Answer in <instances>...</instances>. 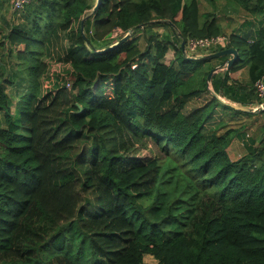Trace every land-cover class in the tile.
<instances>
[{"label": "trees", "instance_id": "1", "mask_svg": "<svg viewBox=\"0 0 264 264\" xmlns=\"http://www.w3.org/2000/svg\"><path fill=\"white\" fill-rule=\"evenodd\" d=\"M98 1L34 0L17 22L2 17L0 59L12 57L19 67L8 82L14 87L20 76L27 85L15 111L0 85L6 122L0 125V264H49L35 255L46 247L62 252L61 227L74 225L98 264H144L145 254L159 264H264V140L246 156L230 157L239 130L207 126L215 106L252 113L215 98L211 70L203 72L213 58L189 59L181 46L191 37L221 34L218 14L201 13L200 0H100L94 10ZM236 1L264 19V0ZM83 15L85 35L79 32V45L64 59L68 76L61 72L65 80L56 85L53 77L46 88L49 34ZM154 27H171L174 40L150 33ZM117 30L132 36L98 51L115 43ZM138 33L147 35L144 49ZM228 47L239 49L240 58L215 73L211 86L226 100L251 106L260 99L255 85L250 89L230 73L248 67L253 82L264 75V22L255 39L232 34ZM169 48L179 63L163 60ZM204 94L207 102L186 111ZM143 139L163 157L127 155ZM165 170L183 174L194 201L203 203L202 214L196 216L198 206L190 212L192 227L169 228L184 199L165 201ZM34 217L60 232L45 241L31 227ZM27 231L40 239L25 243Z\"/></svg>", "mask_w": 264, "mask_h": 264}, {"label": "rangeland", "instance_id": "2", "mask_svg": "<svg viewBox=\"0 0 264 264\" xmlns=\"http://www.w3.org/2000/svg\"><path fill=\"white\" fill-rule=\"evenodd\" d=\"M226 0H217L218 5V16L219 18L222 16L223 20L225 19L224 24L228 28L229 25L233 23L235 25L234 21H240L242 18H239L236 12L233 11L232 8L229 7H223ZM236 2V1H235ZM238 3V2H236ZM9 3L6 4V6L2 7V13L4 14L6 20L10 23L17 22L19 20V17L21 16L19 13H12L9 12ZM212 6L206 1L201 0V10H211ZM90 13V11H87ZM2 13L0 16V25L5 26V23L2 21ZM244 13V12H242ZM86 18L85 15L81 17L78 21H75L74 24L66 29L63 30L59 28L57 25L49 34L47 41L45 43L44 51L45 53L50 57V71L47 75V77H43L44 86L47 88V85H51V79L54 77L55 81L58 80L57 83L60 85L62 83V78L64 77L61 72L65 74V76H68V67L65 63L64 59L70 51L77 45H79V32H81L80 24L83 18ZM181 14L180 12L177 14V18L180 21ZM84 18V19H85ZM86 20V19H85ZM179 30V29H177ZM131 31V30H129ZM159 32L161 36V40H167L172 39L174 40V32L171 27H154L150 29V33H156ZM180 31V30H179ZM128 32V31H127ZM126 32V33H127ZM85 33V30H84ZM149 33V32H148ZM125 36V33H123L121 30H117L113 33L112 38L115 40V42H118L121 38ZM146 38L147 35L145 33H138V41L140 44V47L144 49L146 47ZM182 42V41H181ZM155 50V49H154ZM153 50V51H154ZM205 52L197 53V55H204ZM205 54H209L208 52ZM245 51L244 48H242V58L244 57ZM185 55L193 57L196 54H191L186 48H185ZM165 62H173V63H179V59L175 55L174 48H169L163 58ZM11 61V62H10ZM12 57H6L5 60L0 59V85L5 87V90L10 94L11 96V104L13 105V111L17 108V104L19 101V94L18 92L21 90L22 87L26 86L27 83L21 81L20 76L16 79V86H11L10 82H8V79L11 78V72L13 73L14 70L19 69L18 66H14V62ZM205 70H203L204 72ZM202 71H200V76L203 74ZM55 88V85H53V89ZM208 97V98H207ZM210 96L203 95L200 99H195L197 102H194L195 100L191 101L187 110L193 106L201 105L202 103L207 102ZM202 99V100H201ZM225 99V98H224ZM226 100V99H225ZM218 107L222 108L221 105ZM217 108V114H215V117H212L208 123L207 126H220V120H222V109ZM260 113V112H259ZM0 125H6L4 116H0ZM134 145L127 151V155L129 156H135L139 158H147L158 156L163 157V153H161L156 145L153 144L150 139H143L141 141H133ZM166 174L163 179V190L166 192L165 201L173 202L176 199L183 198L184 202L181 204L180 208L176 210V213L178 215V219L171 223L169 228L171 230H174L177 226H180L181 228H189L193 226V222L196 219L197 215H200L203 213V203L201 200L194 201L192 197V190L188 188V183L186 178L181 179L183 174H180V172L175 171L174 173H169V170H165ZM180 183H177V181H180ZM167 182V183H164ZM204 200V198H203ZM194 206H198L199 209L196 212V216L190 217V212L192 209H194ZM32 229L36 230L40 235H44L45 241L50 240L56 233L60 232L59 228H54L51 225H49L44 220L34 217L30 220ZM64 231V235L66 238L65 242V249L62 252L56 251L54 248L46 247L44 251H40L35 256H41L44 260H48L49 264H98L100 261L96 259L92 253L90 252V244L87 241L83 239L82 234L78 231L77 227L73 226H63L61 227ZM39 236H35L32 234L31 231H27L23 237L25 243H31V241L28 240V238L32 239H40ZM1 263V261H0ZM144 264H159L158 260L155 259L150 254L144 255Z\"/></svg>", "mask_w": 264, "mask_h": 264}, {"label": "crops", "instance_id": "3", "mask_svg": "<svg viewBox=\"0 0 264 264\" xmlns=\"http://www.w3.org/2000/svg\"><path fill=\"white\" fill-rule=\"evenodd\" d=\"M206 1L210 4L209 0H206ZM235 1L236 0H226L223 7L232 8L233 11L237 13L239 18H242V20L234 21L235 25H233L232 23L227 28L223 22L225 21V19L223 20L221 16L219 18L220 20L219 24L222 28V32L219 35H225L226 37L229 38L230 35L234 34V35H240L243 37H248L249 39H255L257 37V31L263 25V22H264L263 17L253 16V15L246 13L243 10L242 5L240 3H236L237 1L236 2ZM214 3L215 5L210 4L212 6V9L206 10V11H215L218 14L217 0H214ZM8 9H9L10 14H12L13 12H11L10 7H8ZM200 9H201V0H200ZM206 11L201 10V13H204ZM1 13H2V8H0V16H1ZM2 17H5L3 13H2ZM226 46L227 44L223 46L222 48L225 49ZM219 49L220 48L210 51V52L208 51V53L209 54L213 53ZM194 56L197 57L198 55L196 54ZM200 56L201 55H199L198 57ZM231 57H232L231 55H223L220 57L213 58L211 61H209V64H206L205 66H203V70H206V69L212 70L213 68L219 65H225L226 61L230 59ZM224 70L225 68L216 70L214 74L224 71ZM230 75L233 78L239 80L240 83L249 84L250 89L252 88V85H255L256 83V81L253 82L252 79L250 78L248 67H245L244 69H240L237 71H232ZM261 78H264V75ZM194 102H197V100H195ZM261 104L264 105V98L262 99L253 98L250 105L258 106ZM219 105L220 104H218L217 107ZM220 109H222V114H223L222 120H220L221 125L223 124L221 126L222 131L226 130L227 128H234L236 130H239V134L234 138V140L232 141V143L230 144L228 148V153L232 159L236 160L242 156H246L253 149L258 148L261 145L260 143L262 142V140H264V110L260 113H255V114L254 113L252 114L244 113L243 114V113H238L232 110L225 109L223 107ZM216 110L217 108H215V111ZM215 114H217V111ZM215 114L213 115L214 117L216 116Z\"/></svg>", "mask_w": 264, "mask_h": 264}, {"label": "water", "instance_id": "4", "mask_svg": "<svg viewBox=\"0 0 264 264\" xmlns=\"http://www.w3.org/2000/svg\"><path fill=\"white\" fill-rule=\"evenodd\" d=\"M100 3V0L98 1L97 5L95 6L94 10L98 7ZM84 22H85V19H83L81 21V24H80V29H81V34L82 35H85L84 33ZM145 24H140L138 25L137 27H144ZM132 36V31H128L127 33H125V36L123 38H121L118 42H115L111 45H109L108 47H105L104 49H101V50H98L100 52H103V51H107V50H110V49H113L115 48L116 46H118L119 44L123 43L124 41L130 39ZM181 46H182V51H183V54L185 55V48H186V41H182L181 43ZM240 53L241 51L239 49H236L234 47H228V48H225V49H222V50H219V51H216V52H213V53H210V54H207L205 56H202V57H190V56H187V58L189 59H198V58H203V59H212V58H216V57H220V56H223V55H231L232 57L230 59H228L225 63V65H219L215 68H213L209 74H208V83H209V90L210 92L212 93V95L217 98L221 103H223L224 105H228L236 110H239V111H243V112H248V113H259V112H262L264 110V105H258V106H244V105H239V104H235L233 102H230L228 100H225L223 97H221L220 95H218L212 88L211 86V80H212V77H213V74L216 70H220V69H227L229 67H231L237 60H239L240 58ZM79 107H80V110L82 109V106L78 103Z\"/></svg>", "mask_w": 264, "mask_h": 264}, {"label": "built area", "instance_id": "5", "mask_svg": "<svg viewBox=\"0 0 264 264\" xmlns=\"http://www.w3.org/2000/svg\"><path fill=\"white\" fill-rule=\"evenodd\" d=\"M33 1L34 0H0V8L6 6V4L9 3L11 12L19 13ZM228 40L229 38L225 35L211 37H191L186 41V49L191 52V54H197L198 52L207 53L208 51L210 52L225 46ZM255 89L258 97L260 99L264 98V78L256 81Z\"/></svg>", "mask_w": 264, "mask_h": 264}]
</instances>
